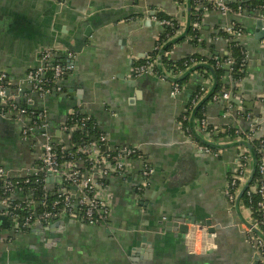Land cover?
I'll return each mask as SVG.
<instances>
[{
	"label": "crops",
	"instance_id": "crops-1",
	"mask_svg": "<svg viewBox=\"0 0 264 264\" xmlns=\"http://www.w3.org/2000/svg\"><path fill=\"white\" fill-rule=\"evenodd\" d=\"M190 8V0H0V73L7 75L12 91L24 88L18 93L19 102L46 110L58 142H69L61 124L80 111L107 135V149L138 145L144 155L132 161L125 176L109 179L105 198L112 210L106 224L59 218L19 234L3 225L0 264H264V255L246 233L252 219L249 205L240 198L232 204L225 193L239 165V147L227 145L218 155L208 154L180 128L191 95L207 77L191 75L174 96L169 80L129 76L134 62L153 50L163 30L155 14L175 16L186 28ZM233 21L245 30L239 39L247 50V70L240 80H233L225 70L222 80L229 85V97L209 101L206 118L214 133L231 125L254 129L261 136L264 10L210 11L200 29L203 43L184 40L174 46L170 57L229 54V40L218 28ZM44 48L55 50V59L61 63L69 61V50L75 58L74 69L61 82L62 92L40 97L30 92L25 78L38 65ZM239 106L251 111L255 120L239 114ZM21 129L20 121L0 113V167L11 175L40 165L35 136L25 140ZM216 141L230 140L222 136ZM143 161L153 173L140 192ZM46 180L51 190L62 186L58 175L48 174ZM184 218L202 225L211 221L214 248L190 250L178 230ZM202 235L197 233L199 238Z\"/></svg>",
	"mask_w": 264,
	"mask_h": 264
},
{
	"label": "built area",
	"instance_id": "built-area-1",
	"mask_svg": "<svg viewBox=\"0 0 264 264\" xmlns=\"http://www.w3.org/2000/svg\"><path fill=\"white\" fill-rule=\"evenodd\" d=\"M194 4L196 9L202 10L204 17L212 10L223 14L236 13L232 12L229 0H195ZM154 18L157 20L156 16ZM175 20L179 25L175 34L180 35L185 31V27L176 17ZM158 22L161 26L173 24V20L169 19L159 20ZM234 24L235 22L233 21L230 25L225 26V29L232 32ZM199 26V23L193 24L194 28ZM235 34L240 38L244 32L239 29L235 31ZM158 43H155L154 48H159L160 44ZM55 53L56 51L52 48L40 50L38 65L31 68L26 74L25 83L30 92L40 97L48 96L53 92H62L63 87L61 82L63 78L74 69V52L68 51L70 60L68 63H61L56 60ZM212 58L217 66L226 67L227 73L231 74L235 63L232 57L228 56L225 59H221L218 56H214ZM198 63H201V61H198L196 58H190L184 63L183 67L174 66L167 68V66L160 64L159 59L147 53L143 58H138L134 62L129 76L138 78L150 75L160 80H169L172 84L171 94L175 96L180 94L185 86L179 83L176 78ZM194 74H200V72L194 71L192 75ZM201 75L204 76L203 74ZM9 82L7 75L3 72L0 73V113L2 116H12L21 122V137L27 140L31 136H35L41 154L40 165L38 167L32 166L22 175H11L5 168L0 167V214L10 219V227L16 234L59 218L82 221L89 225L106 224L111 217L112 210L111 205L105 198L109 186L108 181L114 176H125L134 159H143L144 155L140 147L138 145L126 144L103 149V146L108 145V137L100 130L97 122L93 121L92 128H97L99 131L98 136H93V138L82 142L77 147L75 153L67 152L70 149L69 142L72 138V133L86 128L90 116L83 115L71 124H68L67 121L61 124L60 130L69 138V142H58L55 139V135L50 131L46 110H36L21 104L18 99V93H21L24 88L19 87L16 93L11 90ZM213 84V78L207 77L194 96L189 99L181 115L183 120H186L187 114L198 105L205 95L207 96L211 92ZM228 95V90H226L219 94H214L210 101L221 97L228 98ZM237 109L238 113L242 114L246 119L251 122L255 120V116L251 111L244 110L242 106H239ZM76 112L71 114L72 117ZM208 126L209 123L206 116L201 119H195V132L204 137L207 142L217 144L216 138L213 137L214 130L209 129ZM180 128L196 144L200 151L214 155L220 153L219 149L196 141L191 128L183 129L181 121ZM249 130L252 132L247 135L249 139L259 138L261 140L260 151L262 152V156L258 163L261 182L258 185L255 184L249 187L248 193L252 191L258 192L263 197L258 205L264 210V134L256 136L254 129ZM238 147L240 150L239 165L230 176L225 189L226 196L232 204L236 201L243 185L247 182L250 175L249 169L252 166V157L249 149L243 145H239ZM58 148L61 153L57 150ZM65 155L69 156V158L65 159ZM152 173L153 170L150 164L147 161H143L141 171L143 180L138 187L140 192H143L149 185ZM48 174L60 176L62 182V186L57 190H51L54 195L51 201L47 200V192L50 191L46 180ZM32 177H34V182L39 184L42 192H44L43 196L30 198V195H26L28 189H25V187L26 184L31 182ZM35 189L36 187L30 188V190ZM37 206L41 208L40 211L36 210ZM20 209L27 210V213L22 216L19 212ZM188 226L189 230L185 238L190 250L206 252L214 248L213 233L208 231V226L195 223H189ZM256 226L257 221L247 225L245 227L246 233L248 240L253 244L256 251L264 255V241L261 236L255 234ZM262 227L264 229V213ZM198 232L203 234L201 238L197 236ZM1 240H3V236L0 231Z\"/></svg>",
	"mask_w": 264,
	"mask_h": 264
},
{
	"label": "trees",
	"instance_id": "trees-1",
	"mask_svg": "<svg viewBox=\"0 0 264 264\" xmlns=\"http://www.w3.org/2000/svg\"><path fill=\"white\" fill-rule=\"evenodd\" d=\"M190 1H191V8L189 11V24L185 28V31L180 35L175 34V31L179 27V25L178 22L175 20L174 16L166 12H157L155 14L158 21L163 19H169V20H173V24L162 25L163 30L156 40L157 43L159 42L158 44H160V46L159 48H153V50L149 52V54L156 59L160 58V64L167 66V68L174 66L183 67L184 63L187 62L190 58H196L198 61H201V63L195 64L190 69L185 71L184 74L176 78L177 81L182 85L186 84L188 78L192 75V73H194V71H199L200 74H203L206 77L213 78L214 84L211 92L207 96L205 95V97L198 103V105L192 111H190L189 114H187L188 117L186 120L180 118L181 127L185 130L186 128H191V132L193 131L192 133H194L193 136L196 141L209 144L215 149L220 150L222 148H226L227 145H235V146L243 145L249 149L250 155L252 157L251 169L254 168V172L252 173L251 181L248 187L242 192L239 201L242 200L246 205H249L252 211V217H251L252 219L250 221V224L252 222L257 221L255 234L261 236L264 241V229L262 227L264 210L262 209L261 206L258 205L259 201H261L263 197H261V195L258 192L252 191L248 193L249 187L255 184L258 185L261 182L260 181L261 174L259 173V169H258V163L262 156V152L260 151L261 140L259 138L249 139L247 135L249 133H252L249 129L242 131L234 126L226 125L224 126L223 131L220 130L216 131L213 134V137L219 138L222 136H227L230 141L222 144H211L207 142L204 137L198 135L194 130L195 119H201L202 117L206 116V104L212 99V96L214 94H219L221 92L226 91V89L229 87L228 83L223 82L222 80V76L227 68L224 66H217L212 57L218 56L221 59H225L228 56L232 57L235 60V63L231 71L232 79L240 80L244 76L247 70V62H248L247 50L245 46L240 42V39L236 36L235 31L240 29L241 31L245 32V30L242 27V25L236 21H234L235 24L232 27V32L226 30L225 26L224 27L219 26L218 28L219 34L229 40V54H226L225 56L214 55L211 57H207L205 55L194 53V54H189L179 60L172 59L170 57L172 49L174 48L175 45L183 42L184 40L192 43L193 45H198L203 43L202 33L200 30L204 18L203 12L201 9L195 8V4H194L195 0H190ZM229 6L232 9V12H236V13L237 12L242 13L244 11H253L258 9L264 10V0H235V1L231 0L229 1ZM194 23H199L200 26L194 28L193 27ZM195 92L191 95L190 99L194 96ZM262 100H264V98H262ZM83 115L85 114H82L80 111H77L73 117L72 115L68 117L67 123L71 124L76 119H79ZM93 121L95 120L92 117H90V119L87 122L86 128H84L83 130H76L72 133V138L69 142L70 149L67 152L75 153L77 147L82 142L93 138V136H98L99 131L97 130V128H92L94 124ZM208 128L211 130L214 129V127L211 124H209ZM57 150L61 153L59 148ZM66 158H69V156L67 157L65 155V159ZM32 180L29 184H26L25 189H28L26 195H30V198L31 197L36 198V196H43L44 192H42L39 184L34 182V177H32ZM32 187H36V189L30 190V188ZM49 190L50 191L47 192V200L51 201L54 198V195L52 194L51 189ZM239 195L240 192L238 196ZM36 210L40 211L41 208H38L37 206ZM19 212L21 213L22 216H24L27 213V210L20 209Z\"/></svg>",
	"mask_w": 264,
	"mask_h": 264
},
{
	"label": "water",
	"instance_id": "water-1",
	"mask_svg": "<svg viewBox=\"0 0 264 264\" xmlns=\"http://www.w3.org/2000/svg\"><path fill=\"white\" fill-rule=\"evenodd\" d=\"M89 30H90V28L88 30H86V34L87 35L90 32ZM69 61L66 60L65 63H68ZM159 61H160V58H159ZM226 99H228V98H226ZM222 100H225V98L222 97ZM103 149H107V146L106 145L103 146ZM253 172H254V168H252V171H251V173L249 175V178H248L247 182L243 185V187H242V189L240 191V195L237 197V200H239L242 192L248 187V185H249V183L251 181V177H252V173ZM179 223H180V225L178 226V230L182 234L183 237H185V235L187 234V232L189 230L188 224L189 223H195L196 224L195 220H193L192 218H184L182 220H179ZM10 224H11L10 219L7 216H5V215L0 214V227L3 226V225L4 226H9ZM170 224L173 225V222H171ZM44 225L45 224H41V225H38L37 227L41 229V228L44 227ZM205 225L208 226V231L210 233L214 232V228L211 226V221H207Z\"/></svg>",
	"mask_w": 264,
	"mask_h": 264
}]
</instances>
